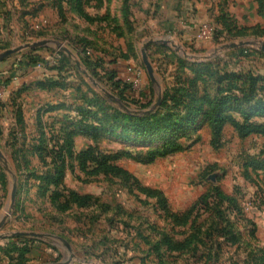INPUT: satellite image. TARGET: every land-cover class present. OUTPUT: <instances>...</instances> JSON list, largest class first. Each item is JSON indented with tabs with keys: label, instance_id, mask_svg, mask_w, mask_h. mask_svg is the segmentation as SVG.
<instances>
[{
	"label": "rangeland",
	"instance_id": "1",
	"mask_svg": "<svg viewBox=\"0 0 264 264\" xmlns=\"http://www.w3.org/2000/svg\"><path fill=\"white\" fill-rule=\"evenodd\" d=\"M45 40L0 62V254L20 232L63 264H264V115L219 145L203 117L264 102V0H0V53ZM124 113L195 119L143 135Z\"/></svg>",
	"mask_w": 264,
	"mask_h": 264
},
{
	"label": "trees",
	"instance_id": "2",
	"mask_svg": "<svg viewBox=\"0 0 264 264\" xmlns=\"http://www.w3.org/2000/svg\"><path fill=\"white\" fill-rule=\"evenodd\" d=\"M219 95V94H218ZM217 95V96H218ZM216 96V97H217ZM214 97L213 100H207L204 101V106L206 107L203 111V117L204 121L209 125L212 131V137H213V142L217 145L220 144L221 141V130L222 127L226 123H230L231 125L235 126L238 130L239 133H241L243 136H247L251 133V126L248 124L249 120L251 117L254 115H264V102H260L259 104H255L254 106L250 107L248 109V113L244 114V121L245 124L237 127L238 125L234 122V120L231 117L228 116H223V111H222V106L225 104V102H217V98ZM171 99H174L173 96ZM249 101L252 100V97L248 98ZM223 100H230L227 97H224ZM235 101H237L235 99ZM227 102V101H226ZM165 104V101L162 100L160 102V107H162ZM148 105V104H147ZM189 105H192V101L190 102ZM193 111L195 113H198L201 109L200 108H194L193 106ZM242 113V111H240ZM189 117V118H188ZM123 119H131L133 121V126L137 129L136 133H142L143 135L146 133H149L150 135H158L160 133V130L162 129L165 133H167L171 128L174 127H182L184 124L190 125L194 123L195 117L191 116H186V115H177L176 117V122H168L164 126H160V121L158 118H156L155 113H149L143 116H137V115H129L127 113L123 114ZM136 123V124H134ZM264 134V130L262 132ZM171 147V146H170ZM179 150V148L174 144L171 148H166L165 151L160 154V155H166L169 153H172L174 151ZM159 156V153L154 151V152H149L148 157L146 159V162H152L155 157ZM263 164V162H262ZM100 169H102L104 174H109V173H121L120 170L113 166L107 165L105 162L101 161L99 164ZM264 165V164H263ZM217 197L223 199V200H229L226 196H224L222 193L217 192ZM22 241L29 242V241H35V239H30L26 237H16L15 239H12L9 243H7V248L3 249V253L7 254L8 256L10 254H16V263L15 264H23V256L27 252V248L25 246H20ZM8 247H10L8 249ZM184 248V247H182ZM175 249L178 250L179 247L176 245H171V250Z\"/></svg>",
	"mask_w": 264,
	"mask_h": 264
},
{
	"label": "water",
	"instance_id": "3",
	"mask_svg": "<svg viewBox=\"0 0 264 264\" xmlns=\"http://www.w3.org/2000/svg\"><path fill=\"white\" fill-rule=\"evenodd\" d=\"M151 44H153L152 41H149L146 44H144L143 49L141 50V58H142V63L144 65L145 69H146L148 78H149V80L151 82V85L155 86L157 81H156V78H155V75H154V71H153L152 65L149 62L148 55H147V52H146L147 47L150 46ZM51 45H55V43L45 40V41L34 42V43H31V44H25L23 46H19V47H16L14 49H9V50H6V51L0 53V62L6 60L7 58H9L11 56H14V55L22 52L23 50H27V49L32 50V49H36V48L48 47V46H51ZM248 45H250V42L232 43V44H228V45L222 46L220 48V50L236 49V48H240V47L248 46ZM56 46H57V48L59 50L65 52L69 58L71 57V53L66 48H63V47H61L58 44ZM259 50L262 53H264V43H261L259 45ZM160 101H161V97L159 96V98L157 99V101L155 103V107L159 106ZM150 111H148V112H150ZM0 163L3 164L4 170H8L6 158L2 154L1 151H0ZM15 200H16V188L13 185L12 186V191H11V194H10V201H9V203L6 206V214L1 216V218H0V230L4 226V224H5L6 220H7V217L10 214L11 210L14 208ZM11 236H13V237H29V238H32V239H42L44 237L43 235L36 234V233H20V232L13 233V234H11ZM2 238H4V235L0 234V240ZM67 248H69V247L67 246Z\"/></svg>",
	"mask_w": 264,
	"mask_h": 264
},
{
	"label": "crops",
	"instance_id": "4",
	"mask_svg": "<svg viewBox=\"0 0 264 264\" xmlns=\"http://www.w3.org/2000/svg\"><path fill=\"white\" fill-rule=\"evenodd\" d=\"M20 246H25L27 252L23 256V264H63L61 260H58L60 255L59 248L51 247L47 242L41 239H35V241L25 242L22 241ZM16 254L5 253L0 254V264H15ZM73 264H81L79 261L73 262Z\"/></svg>",
	"mask_w": 264,
	"mask_h": 264
}]
</instances>
